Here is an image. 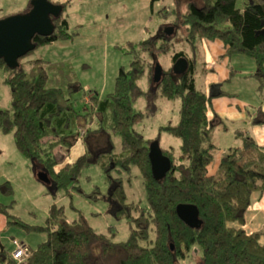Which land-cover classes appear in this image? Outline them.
Segmentation results:
<instances>
[{"label":"trees","instance_id":"obj_1","mask_svg":"<svg viewBox=\"0 0 264 264\" xmlns=\"http://www.w3.org/2000/svg\"><path fill=\"white\" fill-rule=\"evenodd\" d=\"M198 1L188 2L179 24L177 18L173 21L172 34L159 31L129 43L130 65L118 70L115 90L105 97L84 89L68 61L32 58L28 52L9 68L0 59L8 72L5 82L12 100L11 111L0 108V129L13 132L17 148L31 160L35 172H46L51 186L58 189L76 179L90 162L99 163L106 173L112 168L129 172L136 166L149 202V209L126 202L119 177L110 178L115 180L110 190L115 215L124 214L134 223L126 241L115 242L96 232L83 215L68 221L61 208L52 206L47 225L36 227L46 231V239L35 249L28 247L21 261L1 244L0 264H178L186 258H194L195 264H264L260 233L242 227L252 193L264 192V153L251 136L239 132L241 145L223 150L215 172H209L218 150L213 128L219 122L211 100L225 93L199 89L194 77L200 42L213 40L222 43L226 55L251 56L264 79V0ZM30 7L29 0L21 13ZM62 12L52 18L55 28L49 36L34 35L35 48L69 37ZM167 53L171 65L161 67V80L156 83L153 68L159 55ZM179 58H185L188 66L178 75L172 66ZM75 96L82 98L80 109L74 107ZM140 96L150 109L159 96L180 100L178 122L161 126L177 136L180 145L177 152L172 146H160L171 167L159 180L153 178L148 158L149 143L158 136L144 138L134 129L143 117L134 106ZM107 132L120 138L119 153H111V147L94 151L87 141L89 135ZM78 140L84 151L73 161H61L54 148H70ZM180 203L198 208L199 228L178 217ZM8 206L11 203L0 202L6 217Z\"/></svg>","mask_w":264,"mask_h":264},{"label":"rangeland","instance_id":"obj_2","mask_svg":"<svg viewBox=\"0 0 264 264\" xmlns=\"http://www.w3.org/2000/svg\"><path fill=\"white\" fill-rule=\"evenodd\" d=\"M28 1L0 0V17L21 12ZM50 1H61L65 4L62 17L67 20L69 37L38 46L30 51L29 57L51 62H70L80 83L82 85L89 83L91 86L89 89L96 91L98 96L105 97L115 90L118 70L121 67L128 68L130 65L133 55L129 43H138L159 31H164L167 26L175 24L173 21L176 18L179 24L191 0ZM226 58L218 57L215 62H229L227 71L236 69L239 70L237 75L242 76L252 72L258 80L264 81L257 73L256 61L251 56L236 52L229 60ZM82 63L88 64L89 67H82ZM158 64L162 68H168L171 65L170 54L159 55ZM7 75L6 68L0 64V108L11 111L10 88L5 82ZM202 80L204 78L199 71L195 74V83L199 88H202ZM139 84L144 86L143 78ZM259 86L256 97L246 95L244 103L264 109V83L259 81ZM74 103L76 109L82 107L79 97L76 99L75 96ZM155 104L156 107L153 109L146 108L143 96L134 101L135 108L143 113L142 119L134 125V129L144 138L158 136L160 146H172L177 152L179 138L161 126L178 122L180 100L159 96ZM247 108L253 110L249 106ZM243 113L245 111L237 112L240 116L244 115ZM250 127L251 122L247 119H229L224 120L223 125H216L212 134V140L218 147L214 160L219 157L221 150L232 148L236 139L242 142L238 130L246 128L249 131ZM107 133L89 135L87 141L94 151L111 147L109 149L112 150L111 153H119L120 138L112 132ZM82 151L81 140L70 148L61 146L54 148L61 161H73ZM211 167L210 165V171ZM113 177H119L126 202H133L149 209L142 176L136 166H131L129 172L112 168L106 173L99 163L90 162L81 169L76 179L55 189L51 182L46 184L38 179L31 160L17 148L13 132H4L0 129V202L9 205L11 203L12 206H8L9 217L0 214V244L8 252H12V240L16 239L30 250L35 249L47 237L46 231L38 230L36 227L47 225L52 206L61 208L68 221L83 215L96 232L107 234L115 242L126 241L134 223L131 222V217L114 213L115 206L110 195L111 182L113 184L115 181L110 178ZM5 187L8 190H5ZM150 238H153L152 231ZM184 261L179 260L178 264H195L194 258H186Z\"/></svg>","mask_w":264,"mask_h":264},{"label":"crops","instance_id":"obj_3","mask_svg":"<svg viewBox=\"0 0 264 264\" xmlns=\"http://www.w3.org/2000/svg\"><path fill=\"white\" fill-rule=\"evenodd\" d=\"M231 55H226L225 48L219 41H201L199 45V61H197L194 68V77L195 74L199 73L200 71L203 75L204 80H202V88H199L196 83L195 85L199 89L210 94H213L217 91L224 92L225 95L214 96L211 100L212 111L216 114V116L218 117L217 120L219 121L216 125H223L224 120L229 119H247V121L251 122V127L249 130L250 132L246 128H243L238 130L237 133L241 132L245 135L251 136L256 145L264 153V109L258 106L255 107V105L251 106L244 103V98L246 95L256 97V91L260 87L259 81L261 83H264V81L258 80L252 72H250L249 75L242 76L240 74L237 75L239 70L231 69V72L227 71L229 70V62H215L218 57H227L226 59L229 60ZM84 66L89 67L88 64L82 63V67ZM225 71L228 72V74H226ZM229 73L235 74L230 75ZM82 86L84 87V89H89V87H91L89 83H84V85ZM80 101H82V98L80 99ZM234 105L236 106L232 107ZM247 106L251 107L253 110H250L249 108H247ZM243 111H245V113H243L244 115L240 116L237 114V112ZM233 145L232 148L240 146V139H236ZM223 150H221V153ZM219 158L220 155L213 161L212 164H210L212 166L211 171L208 167L210 173L215 172L219 162ZM0 214L5 216L1 212ZM242 227L249 232H259V242L264 243V192L252 193L251 202L245 211V224L242 225Z\"/></svg>","mask_w":264,"mask_h":264},{"label":"water","instance_id":"obj_4","mask_svg":"<svg viewBox=\"0 0 264 264\" xmlns=\"http://www.w3.org/2000/svg\"><path fill=\"white\" fill-rule=\"evenodd\" d=\"M30 9L25 13H15L0 18V59L9 68L18 64V59L35 49L32 42L34 35L49 36L54 31L53 17L60 16L63 6L50 0H30ZM165 33L172 34L173 27L167 26ZM185 58H179L172 66L175 74H182L187 69ZM162 68L156 64L153 68V80L159 83ZM148 158L154 179L163 178L171 167L169 158L161 151L159 141L149 143ZM38 179L44 183L50 182L46 172H35ZM178 217L189 227L199 228L201 219L198 208L194 204L180 203L176 207ZM1 247V244H0Z\"/></svg>","mask_w":264,"mask_h":264},{"label":"built area","instance_id":"obj_5","mask_svg":"<svg viewBox=\"0 0 264 264\" xmlns=\"http://www.w3.org/2000/svg\"><path fill=\"white\" fill-rule=\"evenodd\" d=\"M12 244H13V250L11 252V255L13 259L17 261L23 260L24 257H26L28 254L27 246L24 243H21L16 239L12 240Z\"/></svg>","mask_w":264,"mask_h":264},{"label":"flooded vegetation","instance_id":"obj_6","mask_svg":"<svg viewBox=\"0 0 264 264\" xmlns=\"http://www.w3.org/2000/svg\"><path fill=\"white\" fill-rule=\"evenodd\" d=\"M65 5L63 6V9H64Z\"/></svg>","mask_w":264,"mask_h":264}]
</instances>
